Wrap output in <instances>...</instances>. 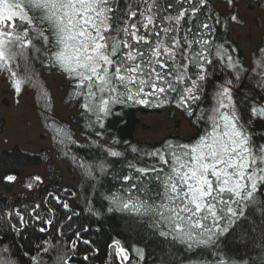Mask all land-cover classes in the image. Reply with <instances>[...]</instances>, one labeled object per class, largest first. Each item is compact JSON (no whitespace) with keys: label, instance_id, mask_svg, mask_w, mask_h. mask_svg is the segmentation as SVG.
<instances>
[{"label":"snow or ice","instance_id":"1","mask_svg":"<svg viewBox=\"0 0 264 264\" xmlns=\"http://www.w3.org/2000/svg\"><path fill=\"white\" fill-rule=\"evenodd\" d=\"M227 2L235 6L234 0ZM209 3L0 0V73L7 74L17 97L25 86L37 89L44 112L51 108V98L37 79L36 65L62 73L69 99L77 101L95 137L90 136L86 146L105 153L97 164L64 151L90 182L108 175L111 165L126 161L127 170L114 177L121 181L119 190L109 189L103 211L88 201V213L97 217L119 213L131 226L147 229L173 248L178 259L171 264H264V132L257 139L254 130L257 122H264V44L255 49L246 67L232 43L221 42L217 35V26L227 28L230 22L243 23L242 19L238 14L222 19L209 11ZM250 77L256 81L251 96L241 87ZM206 100L209 105L203 107ZM132 106H174L198 131L187 140L165 138L151 148L115 137L111 142L104 139L106 121L120 115L117 107ZM44 126L64 149L77 144L52 117L45 116ZM121 144L124 148L118 150ZM126 154H133V159L127 160ZM107 157L114 159L109 162ZM32 180L43 182L39 176ZM34 186L27 184L29 189ZM62 192L75 195L66 188ZM52 201L67 213V223L55 228L57 238L62 237L66 229H73L74 217L81 212L55 192L47 193L46 209L41 203L0 208V228L6 226L14 241L23 239L33 225L39 233H50L57 221ZM90 231L87 224L76 225L70 242L73 252L78 244L89 246L92 255L99 251L83 236ZM229 241L237 251L256 245L258 258L234 255ZM50 246L43 240L37 251L48 252ZM108 248L117 264L130 260L119 239L113 238ZM8 251L0 248V253ZM132 252L136 264H141L145 249L134 246ZM60 259L70 264L73 257ZM89 259L83 256V261ZM0 264L16 262L4 257ZM26 264H42V260L31 256Z\"/></svg>","mask_w":264,"mask_h":264},{"label":"trees","instance_id":"2","mask_svg":"<svg viewBox=\"0 0 264 264\" xmlns=\"http://www.w3.org/2000/svg\"><path fill=\"white\" fill-rule=\"evenodd\" d=\"M239 1L240 0H234V5ZM255 1L258 2L259 7L264 12V0ZM218 2L226 3L230 9L233 7L229 6L227 0H210L208 5L209 11L219 13L221 18L224 19L230 14L225 15L219 11L216 8V3ZM230 23L228 24L227 28L217 26V35L221 42L227 40L232 43L233 47L237 49L239 59L246 67H248L246 64V56L242 47L240 46L239 42L231 36ZM262 44H264V37L261 42V45ZM35 70L40 85L45 90H47L50 95L51 108L47 112H44L41 107L42 101L39 98L37 89L25 86V90H30L33 92L34 105L44 131L47 132L51 137V134L44 126L45 116H50L72 133L73 139L77 141V144L69 145L68 149H64L51 138V149L43 150L39 153L26 152L20 148L7 149L0 152V208H10L13 206L30 207L35 203H41L42 209H46L48 204L43 203V201L45 200L47 193L55 192L56 194L61 195L62 198L66 199L70 207L74 208L78 212H81V215L78 218L74 217L75 224L73 229H66L65 234L60 238H57L55 228L58 227L60 223H67L65 221V216L67 213L65 210L61 209L59 205L55 204L54 201L51 202V206L56 209L57 221L54 222V227L51 229L50 233H39L36 231V226L34 225L29 227L24 232L23 239L17 237L14 241L12 239L13 233L9 231L6 226L0 228V238H3V244H0V248L7 247L9 249L8 253H0V258L6 257L15 261L16 264H26L31 256L39 255L42 260V264H62L60 259L61 257L66 258L71 256L73 259L70 264H117L115 255L109 256V252L111 250L108 248V245L111 243L112 239L116 238L119 239L122 245L129 250L130 260L125 262V264H136V257L132 252V248L134 246H139L145 249V259L143 262H141V264H171L172 260L178 259L177 254L169 244L162 242L158 237L151 235L147 229L131 226L129 219L122 214L116 213L114 215L108 214L105 217H97L88 213V201H91L95 208L103 211L101 206H106L108 204V201L104 199V196L108 194L109 189H111L113 192L119 190L121 181L120 179L114 177L122 169L125 171L127 170L125 166L126 161L121 160L120 163L111 165L108 175H98V182H90L86 177H84L82 171L72 163L70 156H64V151L68 150L70 151V155L74 154L81 159H86L97 164L105 159V153L103 149L97 148L95 146L91 148L86 146L88 144L89 137H95L92 135V130L88 128L86 119L81 115V109L77 101L75 99H69L67 95V93L70 91L69 86L66 90L64 102L66 104L77 103L79 113L72 116L70 122L64 120L55 113L52 91L44 80L43 73L60 74L64 78L62 73L58 70L50 71L41 67L39 64L36 65ZM2 74L5 77L9 87L14 90L11 87L10 81L7 79V74ZM217 75H220V73L218 72ZM255 83L256 81L254 78L250 77L246 79L244 84L241 86L242 91L248 93L250 96L253 95L254 93L251 91V89L255 88ZM256 93H260V90L256 89ZM255 98L257 101H259L260 94H256ZM208 105L209 101L206 100L202 106L208 107ZM241 107L245 108L246 105L241 104ZM166 109L174 110L176 108L174 106H165L163 108L132 106L123 108L121 110V108L117 107L116 111L120 112V115L111 117L108 121H106L105 128L107 131L105 133L104 139L111 142L110 138L115 137L120 141H128L134 145L144 148H151L153 146L158 147L164 140L156 142H143L136 141L134 136L137 127L141 122L139 114H150L154 112L160 113ZM178 111L183 115L180 110ZM193 128L196 132L198 131L197 127ZM254 130L258 134L257 139H259V133L264 132V122H257ZM177 136L183 137L180 135H170L167 138ZM183 138L184 140L188 139L185 137ZM102 142L103 141H101V143ZM80 145H85V147H80ZM105 147H107V145H105ZM123 148L124 145L121 144L118 150H123ZM53 150L57 152V156L59 158H63L71 168L75 169L78 174V189L74 196L67 192H62V189L68 188L65 187L63 183L60 171L56 170L53 163L50 161ZM126 158L127 160H132L133 154H126ZM113 159L114 158L107 157L109 162H111ZM42 163H46L49 169V175L46 177V179H43L40 175L35 174L25 177L20 183L21 187H24L29 191L40 189L39 194L25 195L21 193L16 199L11 197L8 198L3 194V190L10 191L14 187V181H8L5 179V177L11 175L16 178L24 167L40 165ZM36 176L41 177L43 182L35 184L32 178ZM29 183H34L35 186L32 189H29L27 187V184ZM70 192L73 193L72 190H70ZM42 214H44L43 211ZM79 224H87L91 229H93V231H90L89 233H84L83 236L84 238L91 239L94 242V247L99 250L95 255L91 254L89 246L82 244L77 245L75 252L70 249V242L75 239L72 236V231L75 229L76 225ZM97 228L100 229L98 232L95 231ZM6 232L8 235L4 236V233ZM257 236H259V232H257ZM37 237H41L42 239H37ZM43 240L50 242L51 246L48 252L37 251V246L42 245ZM228 247L234 255L245 256V258H247V256L250 254L253 259H257L259 256V253L255 250L257 246L254 244H250L248 248L241 246L237 251L236 244L233 241H229ZM29 248H31L32 251L29 252L28 256H25L24 252L28 251ZM84 255H89V261H83Z\"/></svg>","mask_w":264,"mask_h":264},{"label":"rangeland","instance_id":"3","mask_svg":"<svg viewBox=\"0 0 264 264\" xmlns=\"http://www.w3.org/2000/svg\"><path fill=\"white\" fill-rule=\"evenodd\" d=\"M216 8L225 15L238 14L242 19L241 24L230 23L231 36L239 42L246 56V64L250 66L252 54L261 45L264 37V12L255 0H240L232 9L226 3L218 2ZM43 78L52 91L55 113L70 122L72 116L79 113V108L77 103L64 102L67 81L60 74L43 73ZM139 117L141 122L134 136L136 141L156 142L163 141L170 135L189 138L196 134L189 120L176 109L139 114ZM51 144V137L44 131L36 112L33 92L25 90L17 97L0 73V152L20 148L26 152L39 153L51 149ZM50 161L60 171L65 187L77 193L78 174L75 169L63 158H59L54 150ZM35 174L46 179L49 175L47 164L24 167L15 178L13 189L3 190V194L13 199L21 193L39 194L40 189L29 191L20 186L25 177Z\"/></svg>","mask_w":264,"mask_h":264},{"label":"flooded vegetation","instance_id":"4","mask_svg":"<svg viewBox=\"0 0 264 264\" xmlns=\"http://www.w3.org/2000/svg\"><path fill=\"white\" fill-rule=\"evenodd\" d=\"M34 226V225H33Z\"/></svg>","mask_w":264,"mask_h":264}]
</instances>
